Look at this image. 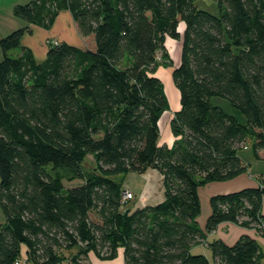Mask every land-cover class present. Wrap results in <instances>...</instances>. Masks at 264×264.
<instances>
[{
  "label": "trees",
  "instance_id": "1",
  "mask_svg": "<svg viewBox=\"0 0 264 264\" xmlns=\"http://www.w3.org/2000/svg\"><path fill=\"white\" fill-rule=\"evenodd\" d=\"M196 1L14 5L27 25L0 37V264H15L22 245L32 264H58L73 247L69 264L89 251L113 258L119 247L125 264H211L192 251L204 243L214 264L259 261L249 235L231 245L207 235L223 222L263 235L264 187L212 195L202 228L197 217L201 186L247 170L238 155L247 139L257 158L264 151V0H213L216 13ZM56 3L71 14L83 46L55 41L37 61L21 39L31 26H52L57 10L42 12ZM180 22V63L171 72L179 105L168 145L159 121L169 103L155 68L158 53L171 65L165 39L180 38ZM213 97L228 100L244 121ZM87 155L94 172L82 167ZM149 169L161 176L162 200L127 207L124 176Z\"/></svg>",
  "mask_w": 264,
  "mask_h": 264
},
{
  "label": "rangeland",
  "instance_id": "2",
  "mask_svg": "<svg viewBox=\"0 0 264 264\" xmlns=\"http://www.w3.org/2000/svg\"><path fill=\"white\" fill-rule=\"evenodd\" d=\"M30 0H0V37H3L10 33L11 31L26 26L27 23L23 21L20 18H17L16 16L13 15L12 9L14 5L16 4H23L26 3ZM61 3V0H60ZM196 6L199 9L210 11L213 13H216V5L213 0H197L195 2ZM50 8V9H49ZM47 7V11H43L42 14H46V12H50L52 8L57 10V17L55 18L54 23L50 27V29L47 31L46 29L43 28H36L34 31L33 35L30 32H25L24 35L22 36L21 39V44L24 46H30L31 50L33 51L34 57L42 60L45 57L46 50H44L43 47L49 46L50 44L55 43V41H58L59 38H66V40H69L70 42H73V44H78L79 41L81 40V37L78 36L77 31L75 30L73 20L68 21L67 19L64 18L63 15H65V9L62 6H59L56 4H51ZM38 27V26H36ZM184 23L180 22L178 25V31L180 33V38L174 39L169 36H166L165 39V46L166 50L168 52V55L171 60V65H168V58L166 56H162L160 53L157 54V65L155 68V75L160 78V80L163 83L164 87V92L167 96V100L169 103V109L163 112V115L159 121L160 125V131H161V137L163 138L165 136V130L166 126H168V120L169 116L174 111L177 106L179 105V91L175 87L172 78H171V72L173 67H177L180 63V56H181V46H182V34L184 31ZM41 35L44 36V41L42 46V49L40 48V43L39 45L35 42L36 39H40ZM58 36L59 38H57ZM34 37V38H33ZM53 37V38H52ZM31 39L35 42V45L31 43ZM29 43V45H28ZM20 50L18 48L12 49L9 51V54L12 56H16V54ZM0 59H1V50H0ZM211 102L215 105H219L222 107L227 113L235 115L238 119H242L244 121V116L237 110L235 109L229 102L228 100L220 97H213L211 99ZM251 143L252 141L250 139H247L246 146L251 149ZM241 151V152H240ZM245 150L239 149V154L242 156L244 155ZM264 154V151H261ZM251 153V150L248 152H245V154ZM264 165V162L259 161V162H252L250 165V170L254 173L259 172L262 170V167ZM82 167L86 172H94L96 170V164L94 162V159L91 155H87L82 163ZM120 177H116V180H119ZM80 181L75 180L73 182H67L65 181V186H72L75 184H79ZM147 184V185H146ZM123 186L126 188H129V190L133 193V198L129 199L127 203V207H134L135 204H156L162 196V185H161V180L160 176L157 174V171H147L144 174H138L136 172H128L123 179ZM147 186V187H146ZM147 189V191H146ZM143 190V197L140 195L141 191ZM150 195L147 196L148 193ZM147 196V197H146ZM143 200H142V198ZM149 200H146V199ZM158 199V200H157ZM146 202V203H144ZM204 200L201 202V208L202 211L204 209ZM5 221V217L1 211L0 208V222L3 223ZM26 248L24 245L21 246V257L26 259V253H25ZM201 250V249H199ZM69 251V250H68ZM67 250H63V254L68 253L69 257L72 254H77L78 253V248L73 247L70 252ZM196 251V250H195ZM204 251V249L202 250ZM123 250L121 247L118 248L116 256L110 259H100L102 261V264H125L123 260ZM207 254V258H209L210 262L212 263V257L210 252L205 251ZM92 253L94 254L93 251H89L87 254ZM67 255V254H66ZM95 255V254H94ZM96 256V255H95ZM97 257V256H96ZM83 261L85 258H81ZM89 259V258H88ZM27 260V259H26ZM80 261L79 264H90L88 262H83ZM92 261V260H91ZM258 263V262H257ZM29 264H32L29 261ZM61 264H69L68 261H63ZM259 264H264V259L261 260Z\"/></svg>",
  "mask_w": 264,
  "mask_h": 264
},
{
  "label": "crops",
  "instance_id": "3",
  "mask_svg": "<svg viewBox=\"0 0 264 264\" xmlns=\"http://www.w3.org/2000/svg\"><path fill=\"white\" fill-rule=\"evenodd\" d=\"M65 15L64 18L67 19V22L68 21H72V17H71V14L69 13L68 10H66L65 12ZM57 17V16H56ZM55 17V18H56ZM55 21V20H54ZM36 28H40V27H36V26H31V34L33 35L34 31L36 30ZM50 29V28H49ZM47 29V31L49 30ZM44 36L45 35H41L40 36V39H36L35 38V42L39 45L40 43V48L42 49V46L41 45H44L43 44V41L46 39H44ZM79 36V35H78ZM46 37V36H45ZM57 38H59L58 36H56ZM34 38V37H33ZM53 38V37H52ZM44 39V40H43ZM59 40H64L68 43H71L73 44V42H70L69 40H66V38H59ZM58 40V41H59ZM31 43L35 45V42L33 41V39H31ZM79 43L78 44H75L76 46H79V47H82L83 46V41L81 40H78ZM29 45V43H28ZM30 47V46H28ZM44 50L47 49L46 47H43ZM45 58V57H44ZM37 61H42V60H39L36 58ZM167 127V126H166ZM166 132V135L161 139V142L162 143H166L168 145H170L173 141V137L171 136V133L169 131V129L166 128L165 130ZM242 150H245L243 151L244 152V155H240L239 154V150H238V155L242 158V161L247 165V170L245 172H243L242 174H239L231 179H228V180H223V181H213V182H209L203 186H201L198 190V194H199V198H200V201L203 202L204 204V209L202 211V208H201V214L197 217V222L199 224V226L202 228L204 223H205V219L207 217V215L209 214L210 212V207H209V198L212 196V195H215V194H223V193H228V192H233V191H237V190H240L242 188H246V187H255L258 185L259 181H260V177L264 174V165L262 167V170L259 171V172H252L250 169V165L251 163L254 161V162H259V161H262L264 162V154L260 151L259 152V158H257L252 149L248 148L247 146H242L241 148ZM249 150H251V153H247L245 154V152H248ZM241 152V151H240ZM151 171H156L154 169H149ZM147 170V171H149ZM146 171V172H147ZM145 173V172H144ZM142 173V174H144ZM141 174V175H142ZM158 174V173H157ZM159 175V174H158ZM160 176V175H159ZM161 178V176H160ZM147 185V184H146ZM147 187V186H146ZM147 191V189H146ZM148 193V192H147ZM142 197H143V190L141 191V194H140ZM150 195V193L147 194V196ZM146 196V197H147ZM163 196V195H162ZM159 198L158 202L162 200V197ZM141 197V198H142ZM146 199V198H145ZM143 200V198H142ZM146 200H149V199H146ZM146 203V202H144ZM144 205H147V204H135V206L133 207L136 208V207H142ZM261 213L264 215V195H263V198H262V204H261ZM244 234H247L249 235L251 238L255 239L260 247V251H261V257L258 261V263L256 264H259L261 262V260L264 259V234L263 235H259L255 229L253 228H245V227H241L235 223H231V222H223L221 224H219L217 226V228L212 231L211 233H209L207 235V241H212L214 239H220L222 240L224 243L228 244V245H231L233 244L240 236L244 235ZM72 249V248H71ZM68 252H70V250ZM201 249V250H199ZM204 249V251H202ZM196 250V251H195ZM210 252L211 254V251L207 248L206 244H200L198 246H195L193 247L192 251L194 252H199V253H203L206 257L207 254L205 251ZM26 252V250H25ZM88 253V252H87ZM67 254V255H66ZM64 254V256L66 257L65 260H62L60 263L58 264H61L63 261H68L70 262V259L71 257H73L75 254H72L70 257L68 256L69 254L66 253ZM26 255V254H25ZM212 257V256H211ZM80 258H85L84 261ZM89 258V259H88ZM79 262L80 261H83V262H88L90 264H102V261L96 257L94 254L92 253H89V254H86L84 255L83 257H79ZM209 259V258H208ZM92 260V261H91ZM211 264H214L213 262V259H212V263Z\"/></svg>",
  "mask_w": 264,
  "mask_h": 264
},
{
  "label": "built area",
  "instance_id": "4",
  "mask_svg": "<svg viewBox=\"0 0 264 264\" xmlns=\"http://www.w3.org/2000/svg\"><path fill=\"white\" fill-rule=\"evenodd\" d=\"M258 185H260L261 187H264L263 184L258 183ZM133 196L132 192L129 190V188H124L123 192H122V199L123 200H128ZM264 226V224H262ZM15 264H29V262L25 259L22 258L21 256L15 261Z\"/></svg>",
  "mask_w": 264,
  "mask_h": 264
}]
</instances>
